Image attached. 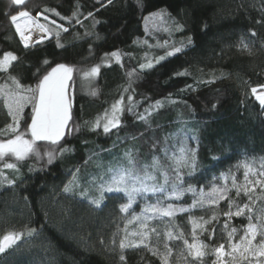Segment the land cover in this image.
Returning a JSON list of instances; mask_svg holds the SVG:
<instances>
[{
	"label": "trees",
	"instance_id": "1",
	"mask_svg": "<svg viewBox=\"0 0 264 264\" xmlns=\"http://www.w3.org/2000/svg\"><path fill=\"white\" fill-rule=\"evenodd\" d=\"M20 11L34 18L41 13L39 22L51 29L27 48L10 20ZM174 47L182 51L166 56ZM5 52L18 59L7 72L0 71V85L11 87V75L35 87L58 63L74 71L69 81L71 119L59 143L37 141L42 158L17 162L7 157L0 162L7 177L0 176V236L22 234L18 246L0 254V264H162L161 256L149 249L165 254V244L172 250L168 264H213V249L226 242L229 227L240 230L248 216L264 219V187L250 188L249 200L243 191L237 196L220 177L227 172L241 175L245 164L264 170V108L251 92L253 87L264 91V0H26L14 6L0 0V58ZM161 56L166 58L157 63ZM149 62L152 67L141 68ZM93 67L98 73L85 76ZM129 96L136 105L131 112ZM121 98L120 126L104 133V116ZM31 116L28 105L19 119L21 132ZM10 123L0 98V129ZM181 148L193 150L196 157L192 175L189 168L181 169L185 186L205 193L226 186L228 198L175 217L151 219L145 229L133 216L145 203L164 200L163 194L138 197L125 213L120 208L127 203L123 194L106 193L96 206L63 190L74 176L83 187L110 164H126L128 152L138 166L158 157L174 179L171 158L178 157ZM61 149L67 150L61 154ZM49 151L55 152L50 164L44 155ZM5 162L17 163L19 170L4 168ZM96 196V191L90 192V197ZM192 201V193H186L179 201L164 200V206L188 207ZM230 201L232 211L248 204L245 214L225 216ZM193 222L202 226L195 229L199 240L209 245L202 261H193L183 242H192ZM143 231L148 237L140 244L141 237L132 233ZM169 231L182 237L169 240ZM121 240L129 246L121 249Z\"/></svg>",
	"mask_w": 264,
	"mask_h": 264
},
{
	"label": "snow or ice",
	"instance_id": "2",
	"mask_svg": "<svg viewBox=\"0 0 264 264\" xmlns=\"http://www.w3.org/2000/svg\"><path fill=\"white\" fill-rule=\"evenodd\" d=\"M26 0H12L15 5H23ZM111 3V0H109ZM46 11H48L46 9ZM51 11H55L54 9ZM42 14L38 13L34 18L28 11H20L18 15H12L10 17L12 25L15 27L16 33L19 35L24 47H29V42L32 39L30 26H34V29L40 33H50L51 29L44 23H40L39 19ZM59 15V13H56ZM76 14L74 13L73 16ZM89 15H92L89 13ZM62 19H64L62 17ZM71 19V18H68ZM44 20H48L47 16H44ZM79 23V20H77ZM50 23L56 24L55 20ZM62 27V26H59ZM178 28L182 26H177ZM63 31L67 32V28H63ZM26 33H28L26 35ZM59 36V32L56 33ZM255 35V33H253ZM190 39V38H189ZM58 46H61L58 44ZM247 48V44L244 45ZM182 51L181 47H174L172 51H168L166 56H173ZM116 56V53H113ZM166 57L161 56L157 59V63L160 60H164ZM17 56L12 52H5L3 57L0 58V71L7 72L11 67L12 63L17 61ZM117 59L119 57L117 56ZM47 64V61H45ZM152 67V63L149 62L147 65H141V68ZM74 69L66 64H57L52 67L50 71H46L41 78L38 79L35 87L22 85L20 81L15 77L9 75L8 79L11 82V87L8 84L0 85V98L3 99L5 108L7 109L8 115L12 119V123L7 124L4 129H0V136H8V139H0V162H3L7 157H13L15 161H24L30 156H36L42 158L36 144L37 141H48L52 145H56L63 138L65 134V128L69 125L71 119V100L68 96L67 89L69 87V81L72 79V73ZM99 68L93 67L90 72H85V76L94 75L98 73ZM40 70L37 69V75ZM264 87V86H260ZM251 92L256 95V99L259 104L264 108V92L257 94V88L253 87ZM93 94H95L93 92ZM128 111L131 112L135 107L133 98L128 97ZM160 102L157 101L159 106ZM32 105V116L31 123L28 125L26 131L21 132L19 130V119L21 118L26 106ZM124 111L123 98L113 105V111L111 117L105 114V121L103 123V132L109 133L114 128H119L120 120L118 117L119 113ZM149 112L148 109L145 110ZM140 120L146 121V115H140ZM101 124L97 121L95 127L100 128ZM30 137V138H26ZM67 149H61L60 152L63 154ZM167 155V149H165ZM48 157V163H52L55 159V152L49 151L44 153ZM173 170L175 172V178L170 176L169 172L163 168L158 157H153L151 164L145 163L142 166H138L136 160L133 158L130 152L124 154L125 163H116L115 165L110 164L106 172H102L99 177H93L91 181H88L87 186L80 184L77 177L65 185L64 192L78 195L81 199H87L90 203L100 206L101 201L105 198V194L117 195L123 194L126 198L127 203L121 204L120 208L122 212L127 213L133 204L137 202L138 197L147 199V194H163L164 200H181L186 193H192L193 201L188 207L174 206L172 203H167L164 206V200L157 197L155 203H145V206L139 215L133 216L134 220L140 222L142 228H147V222L157 217H175L177 213L190 212L193 208L203 207L205 202L209 204H217L220 200L226 199L228 189L226 186L221 189L213 186L210 192L205 193L201 188L197 192L196 188L192 185L185 186L184 177L181 174L182 168H189V175H192L196 168V157L195 152L188 148H181L178 157L173 155ZM3 167L18 171L17 163H3ZM244 181L243 187L238 186L235 177L232 179V187L236 189V195L239 196L241 191L244 195L248 196L249 200L252 196L249 195V185L254 190L255 185H261L264 187V170L259 172V178L253 181L249 180V175L256 176V172L247 164L244 165ZM264 168V165H262ZM157 173L162 178V182L158 181ZM0 176H4L3 172L0 171ZM4 179H7L4 176ZM225 179H227L225 177ZM14 183V181H8ZM79 189V191H77ZM96 191L98 196L90 197L91 191ZM198 197V199H197ZM233 202H229V211L224 213L225 216L231 219L232 216L240 217L245 214V209H248V204H244L243 207L237 206L236 211L232 209ZM151 213V215H149ZM213 216L211 219H215ZM248 224L245 228L244 234L240 237L239 241L233 242V237L237 229L232 228L228 231V243L229 252H225V245L221 243L218 247L213 249L216 256V260L213 264H224L223 257L231 256L232 261L237 260V253L241 260L248 261V264H252V260H255V264H264V219H261L260 223H252V217L248 216ZM211 220L205 223H210ZM196 227H202L201 225L193 222V234L192 242L190 243L187 239H184V245L186 246L187 253L192 257L193 261H202L206 255L205 249L209 247L206 243L196 235ZM227 223L225 229H227ZM155 232V229H151ZM214 232L215 229H212ZM20 233L8 232L3 236H0V254L5 253L6 250L18 246L17 242L21 239ZM31 235V231L29 232ZM132 235H139L141 237L140 244L148 237V232L143 231L139 233H132ZM260 237L257 241V237ZM169 240L180 239L181 236H173V233L169 231L167 233ZM212 239V236H209ZM140 244H133V247H139ZM120 248L124 249L128 247L124 240L120 241ZM147 247V245H145ZM166 253L160 254L155 248H150L153 255L161 256L162 264H168V257L171 255V248L165 244ZM120 260L124 261L125 256L121 255Z\"/></svg>",
	"mask_w": 264,
	"mask_h": 264
},
{
	"label": "rangeland",
	"instance_id": "3",
	"mask_svg": "<svg viewBox=\"0 0 264 264\" xmlns=\"http://www.w3.org/2000/svg\"><path fill=\"white\" fill-rule=\"evenodd\" d=\"M9 2H10V4H11V6H14V4L12 3V0H9ZM36 16H37V14H36ZM58 64H64V63H58ZM56 65H57V64H56ZM56 65H55V66H56ZM55 66H53V67H55ZM50 70H51V69H50ZM50 70H49V71H50ZM85 79H86V78H85ZM261 92H264V91H263V90H259V91H257V94H259V93H261ZM67 93H68V96H69V98H70V100H71V87H68V89H67ZM255 97H256V95H255ZM117 102H118V101H117ZM117 102H115L114 104H116ZM114 104H113V105H114ZM113 105H112V106L110 107V109L106 112V113L108 114L109 117H111V115H112ZM119 114H120V113H119ZM119 114H118V116H119ZM104 121H105V116H104ZM252 169H253V168H252ZM253 170L256 172V176L249 175V180L253 181V183H254L255 180H256L257 178H259V172L256 171L255 169H253ZM244 172H245V170L242 172L241 175H237V174H235V172L222 173L220 177H221V179H222L223 181H225L230 187H232V179H233V177H235V180H236L237 185L243 187V186L245 185V181H244ZM225 177H226L227 179H225ZM250 188H252L251 185H249V189H250ZM239 207H243V205H241V206H239ZM235 211H236V209H235L233 212H235ZM248 222H249V221H248ZM248 222H247V224H248ZM252 223H260V221H258V220H252ZM247 224H245L244 226H242V228H241L240 230H237V231H236V233H235V235H234V237H233V242H237V241H239L240 237L244 234V231H245V228H246ZM231 229H232V227H229V228H228V231H231ZM259 239H260V237L258 236V237H257V241H259ZM223 244L225 245L224 251H225L226 253L229 252L230 249H229L228 237H227L226 242L223 243ZM236 255H237V260H236L235 262L232 261L231 256H227V255H226L225 257H223L224 264H248V261H246V260H241V259L239 258V254H238V253H237ZM215 260H216V256H215V254H214V261H215ZM252 264H255V260H254V259L252 260Z\"/></svg>",
	"mask_w": 264,
	"mask_h": 264
},
{
	"label": "built area",
	"instance_id": "4",
	"mask_svg": "<svg viewBox=\"0 0 264 264\" xmlns=\"http://www.w3.org/2000/svg\"><path fill=\"white\" fill-rule=\"evenodd\" d=\"M30 31H31V34H32V39L31 41L29 42V45H33L35 44L36 42H38L39 40L43 39L45 37V33H40L38 31H36L34 29V26H30ZM28 33H26L27 35ZM18 39L19 41L23 44V42L21 41L19 35H18Z\"/></svg>",
	"mask_w": 264,
	"mask_h": 264
}]
</instances>
